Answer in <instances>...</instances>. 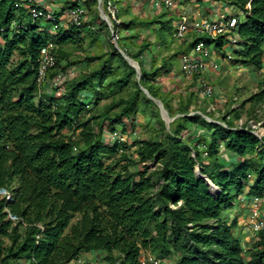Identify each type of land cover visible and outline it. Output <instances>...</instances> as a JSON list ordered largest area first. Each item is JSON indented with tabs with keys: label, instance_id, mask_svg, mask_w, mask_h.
Returning a JSON list of instances; mask_svg holds the SVG:
<instances>
[{
	"label": "trees",
	"instance_id": "trees-1",
	"mask_svg": "<svg viewBox=\"0 0 264 264\" xmlns=\"http://www.w3.org/2000/svg\"><path fill=\"white\" fill-rule=\"evenodd\" d=\"M106 1L102 5L110 16ZM122 1L112 0L117 19L128 14L132 4L125 0L120 8ZM225 1L243 12L234 60L261 70L264 0ZM80 4L92 13L89 22L64 27L61 12L53 22L33 20L23 1L0 0V190L11 193L9 200L0 195V264H68L90 252L102 253L107 264H141L143 252L158 264H170L172 258L171 264H264V228L253 233L245 248L236 234L238 216L229 220L224 215L241 197H264V121L256 129L233 126L228 119L237 120L249 111L246 102L221 117L225 126L200 114L188 115L196 78L177 111L167 96L169 89L163 92L158 86L162 75L172 72L171 60L188 53L198 40L223 52L226 38L181 40L187 50L162 59L156 67L152 41L136 39L139 25L168 28L162 16L134 17L119 24L112 20L119 47L140 67L137 80L134 68L110 40V28L97 12L98 0H71L70 7ZM81 29L90 34V45L104 35L110 41L104 53L84 58L98 65L67 80L59 97L52 87L38 92L40 49L57 47L56 66L48 73L52 78L74 63L61 66L59 60L67 57L63 46L83 39ZM15 54L19 59L14 63ZM146 54L151 56L149 69L143 61ZM130 85L133 91L121 96ZM259 85L261 90L249 99L252 106L264 104V77ZM140 86L173 118L168 129L156 102ZM110 96L101 112H92ZM202 113L211 116L213 110ZM138 114L148 116L151 136L130 144L104 142L105 128L125 134L127 122L134 129ZM191 126L205 129L206 135L190 143ZM131 147L133 153H128ZM222 149L231 155L229 163L221 159ZM119 152L114 167L105 162Z\"/></svg>",
	"mask_w": 264,
	"mask_h": 264
},
{
	"label": "rangeland",
	"instance_id": "rangeland-1",
	"mask_svg": "<svg viewBox=\"0 0 264 264\" xmlns=\"http://www.w3.org/2000/svg\"><path fill=\"white\" fill-rule=\"evenodd\" d=\"M23 1V4L26 6L29 2L28 0H21ZM124 1L120 4V8L124 7ZM131 1L130 9L128 14H124L121 18H118L120 21H127L130 18H146L150 17L152 15L162 16V20L167 22L166 26L169 25L166 29H158L157 27L160 26V24H156L155 28L151 26V28L145 25V26H138L140 36L136 39L137 42H140L144 37L149 38L153 45L152 50L150 52V55H154L156 53L157 62L156 67L162 64V59L164 58H170L175 52L179 51H185L187 50V42L173 39L172 34L176 31L177 25H178V16L166 13L170 10H156L151 7L150 4L146 5V7H143V0H135ZM175 2H179V0H174ZM191 2H197L198 8L200 10L204 9V3H202V0H186V4ZM225 1V0H224ZM226 2V1H225ZM56 3L64 4L65 8H70L71 0H56ZM227 3V2H226ZM146 4V3H145ZM227 5H229L227 3ZM226 5V6H227ZM103 12L106 13L104 10L103 5L101 4ZM225 6V7H226ZM60 8V7H58ZM228 13H232V8H228ZM206 10V9H205ZM98 12V7H97ZM91 12L86 13L85 21L84 23L89 22L91 18ZM165 14V15H164ZM206 16L208 14H205ZM60 24L64 27L67 25H70L69 22L66 20V18L61 19ZM83 30L82 37L83 39L78 42L77 44H68L63 46V50L67 53L66 58H61L60 65L64 66L68 61H73L74 63L69 64L68 67H71L73 69L74 78L81 77L83 75H86L92 70V68H95L98 65V62L95 63H87L84 58L87 56H95L104 53L108 48L110 41H108L107 36H103L99 38V42L90 45L88 42L90 40V34H88L87 30ZM50 32H55L53 28L50 27ZM105 34V33H103ZM121 35H128L127 32H123ZM237 38L241 40L240 35L236 34ZM197 35L195 33H189L186 36L187 41H193ZM207 38V36H203ZM111 38V36H110ZM111 40V39H110ZM112 41V40H111ZM170 41H174L172 45H165ZM158 43V44H157ZM132 46V45H131ZM56 47V46H55ZM210 49L214 51V46L210 45ZM240 45H227L224 48L223 52H219V56L214 57V61L217 62V68L211 65L209 74H206V79L208 82L216 88L217 94H215L211 98H203L201 96H195L194 103L191 104V111L188 113V115H194V114H200L202 117H207V119L211 122H216L219 124L224 125V123L221 120V117L231 108H236L240 105L241 102H246V109L249 111L242 112L241 116L237 120H233L229 118L228 120H231L234 127H238L241 125H251L255 128H257L261 122L264 121V104L260 103L258 105L252 106L253 102L249 101L250 97L254 95L255 93H258L261 90V87L259 83L261 82V79L264 77V67H262L261 70H257L255 67L251 65H244L242 63H236L234 60V50H239ZM57 52V47H56ZM193 50L191 49L188 53H192ZM58 53V52H57ZM146 54L143 58V61L145 63V67L147 69L151 66V56ZM19 59V55L15 54L12 61L15 63ZM173 64V70L171 73L162 75L160 78L158 86L162 89L163 92H165L166 89H169L167 96L172 104V107L175 111H177L179 104L186 99L189 92L192 91L191 88V79L185 77L182 72L180 71V57L173 58L172 60ZM51 86L49 82H46L42 85V87L38 90V92H48L51 91ZM133 85H130L127 89H125L121 96L127 97L132 91H133ZM112 96L109 98L101 101L98 106L94 109L92 112H101L103 110V107L105 104H108L111 100ZM39 99V95L35 97V102L37 103ZM264 101V100H263ZM213 107L214 109H210ZM118 110V109H117ZM115 110V111H117ZM213 110V114L211 116L205 115L202 112H206ZM249 112H251L249 114ZM180 114H175L174 118L179 116ZM206 119V118H205ZM134 120V129H132L127 122V130L125 134H121L123 136H126L124 141L128 144L132 143L136 139H143L147 138L152 135L153 131L151 127L148 125V116H141L140 114L135 115L133 117ZM120 129L118 128L117 131ZM121 132V131H120ZM190 136L191 141H195L198 136L206 135V130L202 129L199 126H191L190 127ZM186 132V133H189ZM184 134V137L187 138L188 134ZM112 133H110L106 128L104 130V142L106 143H113L115 139H113ZM118 141V140H117ZM128 153H133V148L127 150ZM119 154L112 155L110 158H107L105 162L107 164H112V167L115 166V160L119 158ZM221 159L225 163H229L231 160V155L222 149ZM154 165V164H152ZM136 167V166H135ZM117 168V167H116ZM131 169H134L132 167ZM214 189V188H213ZM236 206H234L233 209L226 212L227 214H224L225 217L233 218L234 216H238L240 219L239 226H242V230L240 232H236L237 236H241V240L244 242L248 240L253 239V233L250 231L248 223L250 220L249 217V201L246 198L241 197L238 200H235L234 203ZM264 218V215H263ZM77 219V217H76ZM74 219V221L76 220ZM237 231H239L237 229ZM242 231L244 232V236L242 234ZM251 232V234H250ZM239 236V237H240ZM252 236V237H251ZM6 244H9L8 240H5ZM248 245V244H247ZM246 248V246H245ZM146 254L143 252L140 256V259H143V257ZM97 256V255H96ZM96 256H94L93 260H97ZM81 259L86 258L87 255L85 253H82L79 256ZM90 258V257H88ZM99 261H106L104 260V255L102 256L98 255ZM168 262V261H166ZM170 262H173V258L170 260ZM76 263V261L72 262L71 264ZM170 263V264H171Z\"/></svg>",
	"mask_w": 264,
	"mask_h": 264
},
{
	"label": "built area",
	"instance_id": "built-area-1",
	"mask_svg": "<svg viewBox=\"0 0 264 264\" xmlns=\"http://www.w3.org/2000/svg\"><path fill=\"white\" fill-rule=\"evenodd\" d=\"M149 4L153 9H172L175 7L174 0H149ZM26 8L30 13L33 20H44L53 22L56 20V11L41 8L34 5L33 0H28ZM234 10L232 13H220L215 19H208L206 17H196L191 18L187 14L180 16L177 29L174 33V37L178 40H185L187 34L195 33L197 37L207 36V38L217 39L219 36L225 37L227 45H236L240 40L237 38V28L240 16L243 12L232 6ZM106 10L110 14L107 15L110 21V32L112 42H117L119 35L117 31L113 29V23L119 24L120 20L116 18L115 14L117 11L116 6L112 0L106 1ZM59 20L66 18L69 24L75 26H82L85 21L86 9L83 5H77L75 7H70L68 9H63L61 11ZM211 44H207L203 39L198 40L194 47L192 48V53H184L180 56V71L182 74L190 78H196L193 91L196 96H201L203 98H211L217 94L216 88L212 86L206 79V74H209L211 65L217 68V62L214 61V57L219 56V52L210 49ZM57 63V58L55 55V47L51 44L44 46L39 51V60L36 73V84L39 88L42 87L46 82L50 83L52 88H56V96H61L63 92V84L74 77L73 69L67 67L65 70H59L52 78H48V73L52 70ZM210 109H214L211 107ZM225 126V124H224ZM240 128V126H239ZM252 128H255L252 126ZM256 129V128H255ZM256 134V132H254ZM120 131L112 133L113 139L119 142L124 141L126 136L121 135ZM125 137V138H124ZM205 154V153H204ZM0 195L4 196L6 200L11 198V193L6 190H0ZM249 229L252 233L264 228V197H254L249 200ZM11 219H15L11 217ZM39 236H37L38 238ZM76 261L74 264H107L104 261L97 260H86L78 257L72 260L70 263ZM141 264H158V260L152 255L148 254L140 259ZM114 264H121L119 260L115 261Z\"/></svg>",
	"mask_w": 264,
	"mask_h": 264
},
{
	"label": "crops",
	"instance_id": "crops-1",
	"mask_svg": "<svg viewBox=\"0 0 264 264\" xmlns=\"http://www.w3.org/2000/svg\"><path fill=\"white\" fill-rule=\"evenodd\" d=\"M142 2L144 3L143 7H146V5H148L150 1L143 0ZM201 2L204 3L205 5L203 10H200L198 8L199 5L197 2L193 3L189 1V3L186 4V0H179V2H175V7L170 9L168 13L178 16V20L180 16L183 14H187L191 18L206 17L208 19H215L217 18V16H219L220 13H228L227 11L228 9H226L227 6L230 9L232 8V6L227 5V3L224 0H202ZM32 3L38 7L47 8V9H50L56 12H59L65 8L64 4L56 3V0H33ZM158 10L162 11L165 9H158ZM231 10L232 12L234 11L233 9ZM205 14H208V15L206 16ZM238 221H240L239 218H238ZM238 230L240 232L242 230V226L241 227L239 226ZM242 234L244 236L243 231H242ZM240 237H242V235ZM248 243H250V240L245 241V244H248ZM85 254L87 255V257L85 258L86 260H93L94 256L96 255H97L96 259H98V255L102 256V253H96V252H90V253H85Z\"/></svg>",
	"mask_w": 264,
	"mask_h": 264
},
{
	"label": "water",
	"instance_id": "water-1",
	"mask_svg": "<svg viewBox=\"0 0 264 264\" xmlns=\"http://www.w3.org/2000/svg\"><path fill=\"white\" fill-rule=\"evenodd\" d=\"M102 0H98V12H99V16L102 20H104L108 26H110V21L108 19V16L106 13L103 12V9H102ZM114 47L118 50V52H120V54L124 57V59L128 62V64L134 68V70L136 71V78L137 80L140 79V76H141V71H140V67L138 65V63L133 60L132 58L128 57L124 51L119 47L118 43L117 42H114ZM140 89L146 94L147 97H149L150 99H152L154 102H156L158 108H159V113H160V116L161 118L165 121V124H166V127L167 129L169 128V123L173 120V118L169 117L167 112L165 111L164 107H163V104L160 100L158 99H155L154 97H152L150 95V93L148 92V90L142 86H140ZM207 121H209L207 119V117H205ZM195 173L200 175V168L199 166H196L195 167ZM209 185L211 186V188H216L213 184L209 183Z\"/></svg>",
	"mask_w": 264,
	"mask_h": 264
}]
</instances>
